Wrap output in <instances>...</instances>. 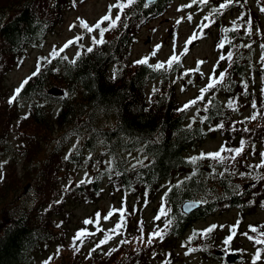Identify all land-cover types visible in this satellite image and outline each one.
I'll return each mask as SVG.
<instances>
[{
	"label": "trees",
	"instance_id": "obj_1",
	"mask_svg": "<svg viewBox=\"0 0 264 264\" xmlns=\"http://www.w3.org/2000/svg\"><path fill=\"white\" fill-rule=\"evenodd\" d=\"M76 1L0 0V88L6 73L23 63L29 49L44 44ZM169 2L157 0L146 8L145 0H137L123 12L119 10L121 19L117 27L104 33L106 43L94 45L91 40L74 57L60 52L49 59L51 63L48 60L38 64V75L32 76L36 69L28 76L32 78L16 97L20 108L16 119L21 128L17 135L25 137L14 142L0 128V154L5 152L8 159H13L18 157V150H24L19 156L23 165L20 183L8 177L0 184V213L5 215L0 232V264H37L40 249L57 239L53 225L58 222L53 216L60 213V192L95 200L105 187L150 198L160 192L159 215L163 209L167 213L161 215L165 222L172 221L167 227L170 234L181 238L182 244L196 249L197 253L217 256L214 248L241 250L234 238L230 245L224 244L231 226L238 221L236 234L248 233L264 240L260 235L263 224L241 225L240 220L216 228L207 237L193 236L216 225L199 227L196 225L199 219L222 209L237 208L240 212L264 209V166L257 167L264 159L261 156L264 153V0H258V12L248 0L218 8L214 22L228 9L240 6L242 10L239 20L222 26L223 37L218 43L223 44L219 46L220 52L231 58L220 59L215 65L212 76L225 72L223 81L204 93L201 89L211 81L202 86L189 101H196L192 104L176 99L172 77L175 63L171 68L157 69L150 63L135 64L130 59L139 24L162 13ZM224 2L217 1L218 7ZM242 24H247L252 32V41L247 45L251 56L247 62L242 61L241 52L236 49V44L242 41ZM256 29L262 36L256 34ZM95 37L99 39L100 33ZM88 47L93 51L87 52ZM178 70L181 73L182 69ZM156 79L158 85L148 93L147 88ZM55 85L63 92H50ZM201 96L202 99H197ZM185 104H189L186 109ZM195 104L199 105L198 118L190 116L188 111ZM24 122L30 123L33 132L22 130ZM216 134L224 139L217 149L192 152ZM26 142L29 146L25 148L22 143ZM222 147L225 149L221 153L222 161L207 157L195 163L190 160L202 153L220 151ZM237 148H243L239 155L234 151ZM132 155L136 160L131 159ZM33 157L40 160L33 161ZM85 167L92 168L85 183L81 184V180L67 183L73 168ZM44 185L52 189V194L46 199H43L46 194H42L43 198L38 197L36 204L35 195ZM187 199L204 202L191 213H185L181 204ZM250 225L258 231L252 232ZM131 230L132 225L128 224V231ZM186 231L189 232L185 234ZM139 240L136 239L137 243ZM124 241L120 238L112 245L96 247L88 264H160V260L154 257L151 260L145 254L154 244L142 243L138 252L124 260L117 253ZM250 241L255 251L259 248L264 253V244ZM127 244L126 249L131 245ZM236 252L239 261L245 260L243 250ZM221 262L238 264L224 258Z\"/></svg>",
	"mask_w": 264,
	"mask_h": 264
},
{
	"label": "rangeland",
	"instance_id": "obj_2",
	"mask_svg": "<svg viewBox=\"0 0 264 264\" xmlns=\"http://www.w3.org/2000/svg\"><path fill=\"white\" fill-rule=\"evenodd\" d=\"M119 0H78L69 8L63 16V19L56 25V27L49 33L44 44L40 47H32L29 49L28 55L21 65L11 68L3 78L0 88V128L6 131L14 142L25 136L17 135L20 128V123L17 118V111L19 109L18 101L9 104V98L15 93V90L20 86L25 77L29 76L37 69L38 64L47 62L52 56L50 53L54 49L57 51L69 41L76 37L82 39L76 41L61 53L73 55L79 49H83L89 45L92 38L98 35L99 29L89 33L85 28L80 26L78 18L86 21L90 26L95 25L106 14H111L114 18L118 13V8L111 7L118 4ZM217 1L209 0V3L203 4L197 0H171L167 4L162 13L148 18L143 23L139 24L136 38L133 40L131 47L130 59L135 62L144 57H149L148 63L156 65L157 63H164V68H168L167 61L174 54L180 57L179 63L173 66L172 77L175 79L176 99L178 102H189L201 88L203 83L209 82L212 74H215V65L221 56L223 61L229 59V56L220 52L219 41L223 37L222 26L229 25L233 21L241 18L240 6H235L228 9L220 17L218 21L214 22L215 15H217ZM257 12L260 11L258 0H248ZM238 2H234L237 4ZM185 5H191L185 7ZM191 16L189 20L188 17ZM208 17V20H205ZM180 23H177V21ZM108 21L101 24L103 26ZM239 22V21H238ZM204 24H210L208 28H203ZM70 25H75L71 27ZM264 27V26H263ZM242 41L236 44V49L240 51L242 61L247 62L251 56V51L247 45L252 41V32L248 25L242 24ZM256 29V34L261 35ZM249 31V33L247 32ZM197 35V39L191 44L185 45V42L193 36ZM262 36V35H261ZM235 43L236 40L234 39ZM156 45H161L156 55L151 53L155 50ZM249 55V56H248ZM46 58V59H45ZM203 61V63H199ZM221 62V61H220ZM225 63H220L223 66ZM214 66V67H213ZM181 68V73H179ZM190 69H198V71H188ZM187 73L183 75V73ZM190 72V73H188ZM158 82L153 83V87L157 86ZM56 87V85H55ZM152 87V88H153ZM150 88L148 92L152 90ZM226 100V99H225ZM202 103L201 100H199ZM199 105L195 104L189 108L190 116L199 117ZM22 127L28 131L34 130L29 122H24ZM29 139V138H28ZM224 141L220 134L210 135L206 140L201 142L198 147L194 148L192 152L209 151L217 149ZM25 148L29 146V142L22 143ZM24 152L23 149L17 151L18 157L8 159L5 152L0 154V184L7 181L8 177L12 181L20 183L21 172L23 169L22 161L19 156ZM131 159L136 160V156L132 155ZM40 157H33V161H39ZM92 172V168H73L72 173L68 176L67 183H78L84 180ZM51 173V171H50ZM54 176L51 174V180ZM10 178V180H11ZM107 184V183H105ZM64 186V185H63ZM158 193V192H156ZM46 197L43 198V195ZM52 194V189L48 185L37 192L35 195L36 204L39 203V198L46 199ZM59 204L61 205L60 213L53 216L55 221L53 225V233L57 239L50 242L48 245L40 249L37 264H88L93 259L94 251L100 240L111 236L107 243L100 244L99 247L112 245L118 240L124 239L122 249L118 251L120 257L124 260L130 257L131 253L138 252L141 244H149L147 241L149 236L154 231H163V239L153 237L152 243L154 246L150 251L145 250L146 256H151L160 260V264H221V259L217 256H208L204 253H197V251L188 252L191 248L182 244V239L176 235L170 234L168 228L165 227L166 222L160 213L161 193L155 194L153 198L140 195H134L131 191H120L117 188L105 187L101 194L95 200L91 197L77 196L74 193L63 194L60 192ZM64 202V205H63ZM42 204V203H40ZM47 205H51L49 202ZM53 205V204H52ZM58 207V206H56ZM126 209L124 213V226L117 231H112L116 228L118 223H121V214L119 211L113 212V215L105 220L104 216L108 215L111 210ZM100 213L98 223L85 224L86 219H96V214ZM4 214L0 213V232L3 227ZM160 216V219L154 217ZM240 220L241 225L249 222L261 223L264 225V209L259 208L252 211L240 212L237 208H225L222 211H217L215 214L199 219L197 226H206L210 223H216L217 226L230 224L231 222ZM128 224L132 225V230L128 231ZM141 228L143 231L141 232ZM221 229V227H217ZM80 229H87L89 233L94 235H87L82 237L83 243L79 240L73 246V237ZM99 229V230H98ZM189 231H186L187 234ZM222 234L224 232L222 231ZM139 240V245L136 239ZM184 239V237H183ZM234 242L238 249L243 250L245 260L238 262V264H253V257L256 253L253 243L243 233L234 236ZM127 243H130V247ZM78 247L79 251L75 248ZM59 249V252L57 251ZM193 249V248H192ZM237 251V249L235 250ZM188 253V254H186ZM51 258V259H50ZM153 264V263H152ZM255 264H264V253L261 254V259L255 261Z\"/></svg>",
	"mask_w": 264,
	"mask_h": 264
},
{
	"label": "snow or ice",
	"instance_id": "obj_3",
	"mask_svg": "<svg viewBox=\"0 0 264 264\" xmlns=\"http://www.w3.org/2000/svg\"><path fill=\"white\" fill-rule=\"evenodd\" d=\"M136 2H137V0H126V2H125V0H120V2H119L118 4L112 5L111 7L118 8V9L120 10V12H123V9H124V8L131 6L132 4H134V3H136ZM196 2H197V0H193V3H196ZM199 2H200V3H203V4H207V3H209V0H199ZM234 2H239V0H225L224 3H222V4L219 5V8H220V9L226 8V7H228L230 4H232V3H234ZM148 6H149V3H148V2H145V3H144V7L147 8ZM190 6H191V5H185V7H190ZM262 11H264V9H262ZM120 12L117 13V15L115 16V18H113V17L111 16L110 13H109V14H106V15H104V16L101 18L100 21H98L95 25H91V26H90L86 21H84L83 19H80V18H78V19H79V21H80V26L83 27V28H85L89 33H91V32H93V31L99 29L100 38H99V39H97L96 37H93V38H92V40H93V44H94V45H98V44H104V43H106V41H105L104 38H103L105 32L110 31V30H112V29H114V28L117 27V23H118V22L120 21V19H121ZM188 19L190 20V19H191V16H189ZM208 19H209L208 17H205V20H208ZM105 21H108V22H109V23H108V26L105 27V28H101V24L104 23ZM177 23H180V21L178 20ZM124 26L127 27L126 24H125ZM209 26H210V24H204V25H203V28H208ZM71 27H75V25H70V28H71ZM80 39H82V37H79V36H78V37L74 38V40H69V41H67V42L63 45L62 48H60L58 51H57L56 49H54L53 52L50 53V55H51L53 58H55L56 56H58V55L60 54V52H62V51L64 50V48L69 47L70 45H72L73 43H75L76 41H78V40H80ZM196 39H197V35H196V34H193V36L190 37V38L185 42V45L187 46L188 44H191V43H192L194 40H196ZM219 46H220V47H223V44H220ZM160 47H161V45H156V46H155V50L151 53V55H152V56H155V55H156V51L159 50ZM92 51H93V48H92V47H88V48H87V52H92ZM64 58L67 59L66 57H64ZM230 58H231V56L229 55V59H230ZM45 59H46V58H45ZM221 59H224V57L221 56ZM148 60H149V57H144V58H142V59H140V60H138V61H135L134 63H135V64H147V63H148ZM179 61H180V57L174 54V55H173L172 57H170V59L167 61V65H168L169 68H171L172 65H173V63H179ZM48 62L51 63V60H49ZM72 63H75V60H73ZM199 63H203V61H200ZM150 66H151V67H155V68H157V69H161V68H164V63H157V64L154 65V66H152V65H150ZM39 71H40V68H39V65H38V67H37V71H36V72H33V73H32V76H36V75H38V74H39ZM188 71H198V69H190V70H188ZM185 74H187V73H185ZM224 76H225V72H221V73H219V76H218V77L215 76V75L211 76V77H210V81H211V82H210L205 88H202V89H201V93L207 92L209 89L214 88L216 84L221 83V82L223 81V79H224ZM31 78H32V77H28V78H26V79L22 82L21 86L15 90L14 95H13L12 97L9 98V104L13 103V102L16 100V97H17V96L19 95V93L21 92V90H22L24 84H27L28 80H30ZM154 91H155V89H154ZM202 98H203L202 96H201V97H197V99H202ZM195 102H196V101H191V102H189V104H192V103H195ZM189 104H185V105H184V108H185V109L188 108V107H189ZM229 106L232 107L233 104L230 102ZM181 110H183V109H181ZM252 119H255V116H253ZM218 127H223V125H219ZM245 131H247V129H245ZM241 143L243 144V141H242ZM224 150H225V149H223V147H222L220 151L213 152V153H206V154H205V153H202L200 157H192V158H190V160H191L192 163H195L197 159H201V158H205V157H207V158H212V159H218V158H219V159L222 161L224 158L222 157L221 153H222ZM227 151H233V150L228 149ZM234 151H235V153H236L237 155H239V154L243 151V148H237V149H235ZM261 156H262V158H264V153H261ZM65 158L67 159L68 157H65ZM232 159H235V157H232ZM139 163H143V162H142V161H139ZM262 166H264V159H262L260 165H257V167H262ZM241 175H244V174L241 173ZM3 178H4L3 175H0V179H3ZM88 182H90V181H88ZM80 183L83 184V183H85V181H84V180H81ZM237 187H239V186H237ZM170 190H171V189H170ZM203 202H204V201H200V202L193 201V202H191V203H189L188 205L185 206L184 211H185V212H187V211H191L193 207H196V206L199 205V203H203ZM115 211H119V212H120V214H121V223H118L117 226H116V228L113 229L112 231H117L119 228H122V227L124 226V224H123L122 222H123V220H124V213H125L126 209L121 208V209H119V210H111V211L108 213V215L104 216V219H105V220L109 219V218L113 215V212H115ZM166 214H167V213H165V212L163 211V209H162V210H161V215H166ZM99 218H100V213H97V214H96V219H95V220H92V219H86V220H85V224L98 223ZM154 219H157V220H158V219H160V216H156V217H154ZM171 224H172V221L169 220V221L166 223L165 227L167 228V227L170 226ZM238 225H239V221L237 222V224L231 226V234L228 235V236L226 237V239L224 240V244H225V245H230L231 241L233 240L234 236L236 235V228L238 227ZM217 227H223V226H222V225H221V226L210 225L208 228H206V229H202V230H199L198 233H194L193 236H195V235H203V236L207 237V236H208L210 233H212ZM249 227H250L251 231L254 232V233L258 231L257 227H255V226H251V225H250ZM98 230H99V229H98ZM142 231H143V229L141 228V232H142ZM117 234H118V231H117ZM87 235H94V233H89V232L87 231V229H80V230H78L77 233H76V235L73 237V246L75 247V242H76L77 240H79L81 243H83V239H82V237L87 236ZM243 235L247 236L248 239H250V240H254V242H255L256 244H264V240L258 239V238L253 237V236H249L248 233H243ZM260 235H261V236H264V231H261V232H260ZM163 236H164V232H163V231H154L153 233L150 234L149 239H148L147 242H148L149 244H151V243H152V238H153V237H159V238L163 239ZM108 239H111V236H107V237H105V239L100 240L99 244H97L96 247H99L100 244L107 243V240H108ZM191 239H193V237H189V240H191ZM125 242H126V241H125ZM75 250H76V251H79V248L76 247ZM195 250H196V249L189 248V249H188V252H192V251H195ZM57 251L59 252V249H58ZM92 251H95V248L92 249ZM237 251H242V250H237ZM261 251H262V249H259V248L257 249V251H256V253H255L254 257H253V264H255V261H258V260L261 259ZM228 252H229V249H228V248H225V255H227ZM186 254H188V253H186ZM50 259H51V258H50ZM45 264H47V262H45Z\"/></svg>",
	"mask_w": 264,
	"mask_h": 264
},
{
	"label": "water",
	"instance_id": "obj_4",
	"mask_svg": "<svg viewBox=\"0 0 264 264\" xmlns=\"http://www.w3.org/2000/svg\"><path fill=\"white\" fill-rule=\"evenodd\" d=\"M149 4H153L156 0H146ZM54 91H56V89H52ZM193 201H197L200 202V200H194V199H187L184 200L181 204V209L184 211V208L186 205H188L189 203L193 202ZM201 206V203H199L198 206L193 207L191 211H187L185 213H191L192 211L196 210L197 208H199ZM223 251L222 250H217V254H222ZM226 260L230 261V262H234L237 261L239 259V255L236 252H228L227 255H225Z\"/></svg>",
	"mask_w": 264,
	"mask_h": 264
}]
</instances>
